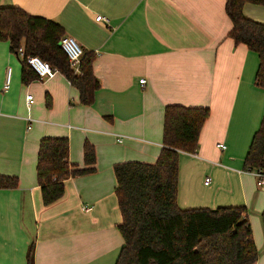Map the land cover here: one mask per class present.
I'll list each match as a JSON object with an SVG mask.
<instances>
[{
  "label": "crops",
  "instance_id": "0c3cea01",
  "mask_svg": "<svg viewBox=\"0 0 264 264\" xmlns=\"http://www.w3.org/2000/svg\"><path fill=\"white\" fill-rule=\"evenodd\" d=\"M1 6L57 22L93 53L99 86L84 105L58 71L23 83L18 56L0 40V174L18 179L15 188H0V264H27L29 244L32 264H114L123 239L112 167L156 159L167 104L209 109L196 151L179 152L178 205L245 206L258 251L253 264H264L256 215L264 186L243 167L264 89L254 80L257 54L227 35L225 0H0ZM242 13L264 24V5L244 3ZM44 136H65L68 161L78 167L84 141L96 153L95 170L64 180L63 195L48 205L36 180Z\"/></svg>",
  "mask_w": 264,
  "mask_h": 264
},
{
  "label": "trees",
  "instance_id": "16d2710c",
  "mask_svg": "<svg viewBox=\"0 0 264 264\" xmlns=\"http://www.w3.org/2000/svg\"><path fill=\"white\" fill-rule=\"evenodd\" d=\"M244 3L264 0H225L231 21L227 35L254 51L258 65L254 80L264 89V24L242 13ZM63 28L54 20L32 15L17 6L0 7V40L18 56L23 83L38 77L27 63L38 56L63 74L79 91L81 104L92 103L99 81L92 69V52H82L74 73L59 45ZM21 48V54L19 49ZM209 109L167 104L163 111L162 147L153 162L122 161L113 164L114 194L123 239L114 264H253L258 257L247 209L243 205L181 208L177 203L179 152L194 153ZM83 166L68 161L65 136H44L38 142L36 180L44 205L64 193V180L95 170L96 153L88 141L82 145ZM245 170L264 171V111L244 157ZM14 175L0 174V188H15ZM264 236V208L260 212ZM32 244L26 263L32 264Z\"/></svg>",
  "mask_w": 264,
  "mask_h": 264
},
{
  "label": "built area",
  "instance_id": "2783aa9c",
  "mask_svg": "<svg viewBox=\"0 0 264 264\" xmlns=\"http://www.w3.org/2000/svg\"><path fill=\"white\" fill-rule=\"evenodd\" d=\"M96 20H103L104 18L101 15H97L95 17ZM59 45L64 51V53L67 56V61L69 64L70 69L74 73L79 72V63L81 59V55L83 52V49L81 45L74 39L72 36L69 35H62L59 40ZM19 52L21 54V48L19 49ZM27 63L30 65V67L36 72L39 78H42L44 76H52L57 70L53 68L47 61L39 58L38 56H28L27 57ZM9 74H10V68H7L6 72V79L3 84V89L8 88L9 85ZM144 78H140L139 82L144 83ZM25 99L28 102V105L32 103V95L26 94ZM218 147H224L223 144L218 143ZM257 180V183L259 186H264V171L259 169H253L249 170ZM209 181V178L204 179V184H207ZM90 208L88 206H82V210L88 211Z\"/></svg>",
  "mask_w": 264,
  "mask_h": 264
},
{
  "label": "rangeland",
  "instance_id": "374dc122",
  "mask_svg": "<svg viewBox=\"0 0 264 264\" xmlns=\"http://www.w3.org/2000/svg\"><path fill=\"white\" fill-rule=\"evenodd\" d=\"M248 213H249V212L247 211V214H248ZM251 213H252V214H255L256 212H255L254 210H251ZM248 215H249V214H248ZM256 215L258 216V218H259V220H260V212H259V214L256 213Z\"/></svg>",
  "mask_w": 264,
  "mask_h": 264
}]
</instances>
